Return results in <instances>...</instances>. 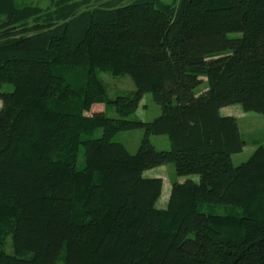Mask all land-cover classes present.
I'll return each mask as SVG.
<instances>
[{"label":"trees","instance_id":"obj_1","mask_svg":"<svg viewBox=\"0 0 264 264\" xmlns=\"http://www.w3.org/2000/svg\"><path fill=\"white\" fill-rule=\"evenodd\" d=\"M2 15L0 264H264V147L235 167L247 143L220 114L264 116V0H0ZM100 68L135 90L109 99ZM148 93L161 114L132 119ZM138 129L136 154L112 141ZM168 165L199 181L161 210L144 174Z\"/></svg>","mask_w":264,"mask_h":264},{"label":"rangeland","instance_id":"obj_2","mask_svg":"<svg viewBox=\"0 0 264 264\" xmlns=\"http://www.w3.org/2000/svg\"><path fill=\"white\" fill-rule=\"evenodd\" d=\"M20 6H34L40 8H48L53 2L58 0H16ZM166 3H171L172 0H164ZM6 20V16H0V24ZM231 37H237L238 34H231ZM101 79L103 80L107 88V96L109 99H116L118 96H124L130 94L135 90L134 82L128 75L114 76L110 71L100 68L98 71ZM204 89V86L200 88V91ZM4 92H12L13 87L11 85L3 86ZM2 102L0 101V107ZM234 107L233 113L235 117L239 120V128L243 139L247 143L244 150L236 154L232 160L235 167L247 162L253 153L260 147H264V116L253 113L245 112L240 105L229 106ZM1 109V108H0ZM106 114L110 118H117L118 115L112 107L105 108ZM161 114V108L158 106L151 93L146 94L143 97L141 105L137 110L136 114L133 115L132 119L141 120L143 122L153 121ZM102 135V129L97 130L93 138H99ZM145 132L142 129L124 131L116 134L112 141L123 144L131 154H136L139 147L144 139ZM151 142L157 150L169 151L171 149V144L167 136H153L151 137ZM85 166L83 150L80 151L77 161V167L81 170ZM157 175L163 180V190L160 199L157 201V208L161 210H166L169 203V192L172 184L179 179L181 181L187 180V178L194 180L198 183V176L190 177H179L175 173V169L172 165L158 167L147 171L146 176ZM214 213L219 215H224L230 212V208L224 206H218L213 209ZM236 212L240 213V210L236 209ZM4 249L8 253H12V240L8 237L4 241ZM31 254H26V257H30ZM65 250L62 252L61 257L57 264H64Z\"/></svg>","mask_w":264,"mask_h":264},{"label":"crops","instance_id":"obj_3","mask_svg":"<svg viewBox=\"0 0 264 264\" xmlns=\"http://www.w3.org/2000/svg\"><path fill=\"white\" fill-rule=\"evenodd\" d=\"M1 109H2V105H1V107H0ZM0 109V110H1ZM233 110H234V107H225V108H222L221 110H220V114H221V116H223V117H234V118H236L237 119V117H235V115H234V113H233ZM238 120V119H237ZM239 121V120H238ZM235 156V155H234ZM233 156V157H234ZM232 157V158H233ZM147 175V172H145V174H144V176L145 177H147V178H159V176H157V175H152V176H146ZM186 181V180H185ZM185 181H181L180 179L177 181L178 183H183V182H185ZM172 188V187H171ZM170 193H171V189H170V192H169V197H170Z\"/></svg>","mask_w":264,"mask_h":264}]
</instances>
